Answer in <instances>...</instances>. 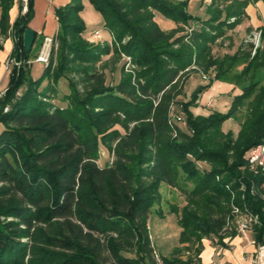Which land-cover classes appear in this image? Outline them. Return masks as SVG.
<instances>
[{
    "label": "trees",
    "instance_id": "1",
    "mask_svg": "<svg viewBox=\"0 0 264 264\" xmlns=\"http://www.w3.org/2000/svg\"><path fill=\"white\" fill-rule=\"evenodd\" d=\"M189 1L91 0L106 18L111 45L86 38L81 0H70L55 11L59 51L52 50L34 79L33 57L24 47L34 0L26 12L20 3L13 23L14 0H0V37L13 38L10 57L22 62L13 64L0 96V264H157L148 219L164 200L162 184L184 197L171 208L183 246L171 257L160 255L165 264H188L203 238L225 244L236 233L234 206L258 215L253 229L264 244V171L249 161L264 143V25L254 54L252 42L234 54L213 53V44L259 0H211L209 17L195 19L199 28L188 25ZM157 12L178 27L163 29ZM121 52L131 58V70L122 67L120 81L108 85L104 69L117 64ZM104 55L111 58L99 69ZM193 73H209V83L178 100ZM61 79L69 87L59 99L65 106L53 102ZM219 80L240 89L228 112L196 114L199 93ZM175 102L181 111L172 115ZM239 114L238 133L224 131V122ZM101 148L114 153L104 165ZM156 211L164 215L161 207ZM193 249L184 259L183 250Z\"/></svg>",
    "mask_w": 264,
    "mask_h": 264
},
{
    "label": "rangeland",
    "instance_id": "2",
    "mask_svg": "<svg viewBox=\"0 0 264 264\" xmlns=\"http://www.w3.org/2000/svg\"><path fill=\"white\" fill-rule=\"evenodd\" d=\"M225 1L228 2L229 0L228 1L225 0ZM15 2L16 3L18 2V5H20L21 3L18 0H14V5L16 4ZM210 2L211 0H190L189 1L188 12H189V15L192 16L188 21L189 26H196L197 28H199V23L197 24L195 19L200 18L202 20H205L209 17L208 5L210 4ZM81 4H82V9L79 12V16L84 23L86 38L91 43H94V44L105 43V42L111 45L114 44L113 43L114 36L106 27V18L104 14L95 7V5L91 2V0H81ZM225 4L227 3H224V5ZM247 8H248V11H252L253 6L249 5ZM53 14H52V21L50 24L51 26L54 25V27L50 35L45 34V36L53 37L56 35L55 33L59 32L60 30L59 23L58 21H56L55 15ZM233 20L234 18L231 19V21ZM157 21L159 22L161 27L165 30H172L178 27V24L174 20H171L165 17L160 12H157ZM97 32H100V36H97L96 34ZM187 32L189 33L192 32V29L187 28ZM258 32H259V28L253 27L249 22V18L245 16L243 17V20L241 23H239L236 27L232 29H227L226 35L224 37H220L215 42V44H213V53L219 57H223L225 54H234L240 47L252 42L255 44V49L252 51V54H254L256 51V48L258 46L259 47L262 46L261 33L259 37ZM42 37H43L42 34L38 35L36 42L31 51V56L33 57V64L31 67V76L34 79L40 78L43 75L44 69H45V65L43 63L36 62L34 58ZM257 40L259 41L258 46L255 43L257 42ZM53 49H55L56 52L59 51V40L58 39L57 40L55 39ZM110 58H111L110 55H104L103 62L101 61L97 63L98 68L100 69L102 63H104L106 60ZM56 62H57V58L55 60V64H57ZM122 67L125 68L126 71H130L131 70L130 69L131 68V58L121 52V60L117 64L112 63L108 68L104 69L105 74H106V83L108 85L117 84L120 81L121 76H122ZM112 68H116V69L114 71H111ZM194 68H196V66H191L190 68H188V71L191 72V70H193ZM238 69H241V67H239ZM195 74L197 73L192 74L194 76L190 80H189V77L186 78L183 93L182 95L178 96V100L179 99H182V100L189 99L191 93L198 86L206 85L207 83H209L208 82L209 73L207 74L208 76L205 74H202L203 79ZM72 77L75 78V80H77V77H75L74 75H72ZM183 77L184 75L180 78L179 84L177 86L178 88H180L181 86V82L184 79ZM47 82H48L47 80H44L43 86L46 85ZM214 84H215V89H213ZM214 84L211 87L199 93L198 100L195 106L192 107V110L195 113L197 112L196 114H201L203 112L205 113V115H209L211 112H214V111L226 113L230 109L234 97L240 93L239 88L235 87L233 84L225 80L216 81ZM58 86H59V90L61 94H58V96L53 100V102L55 104H60L62 106H65L66 102L61 103L59 99L61 98V95L68 93L69 91L68 81L66 79H61ZM25 90H26V85L23 86L21 89H19L17 95L21 96ZM230 90L232 91L231 93H229ZM172 93H175V92L173 91ZM157 104L158 102H156V105ZM176 111H181V105L177 102L173 103L171 114L172 115L177 114ZM180 114L183 115L182 112ZM176 118H178V120L180 119L178 115H176ZM243 119H244V116L241 114H239V117L237 119H228L223 124V130L226 132L231 130L234 132V134H237L240 129L239 127ZM178 123L182 128L184 129L186 128L183 120L179 121ZM4 129H5L4 124L0 122V133ZM99 154H100V157H99L98 162L101 165H104L107 161H111L112 158L114 157V153L108 152V150L105 148H101ZM248 154L249 153H247V155ZM161 192L164 198L161 204V208H163L165 212H168L170 208V204L172 203H175V204L184 203L183 201L184 197L181 194V192L176 189L170 188L167 184L161 185ZM158 207L159 205H156V206L154 205L153 210H152V214H154L153 220H155V222L154 221L152 222L150 234H151L152 240L155 242V245L158 247V249L162 253H166V247H168V244L170 242H173L174 239H177L178 236H180L182 230L177 229L178 226L175 225L177 223L175 222V219H174L175 217H173V215H171V217L167 219H164V221H160L162 219L161 217H164V216L160 215L158 212L155 211L156 208ZM235 207L236 206L233 207L234 208L233 211L235 210Z\"/></svg>",
    "mask_w": 264,
    "mask_h": 264
},
{
    "label": "crops",
    "instance_id": "3",
    "mask_svg": "<svg viewBox=\"0 0 264 264\" xmlns=\"http://www.w3.org/2000/svg\"><path fill=\"white\" fill-rule=\"evenodd\" d=\"M69 2L70 0H34L35 15L31 20V22L29 23V27L32 28L37 33V37L39 34H42L43 37L41 38L40 42L44 38L45 34L50 35V33L52 32L54 25L51 26L50 23L52 21L53 13H54L53 15H55L56 21H58L55 13L56 8H58L59 6L60 7L65 6ZM249 5L253 6L252 11H248L247 8L249 22L253 27L259 28L260 26L264 25V1L259 0L257 2H251ZM19 13H20V7L18 3H16L10 10L11 23L15 21ZM57 33L58 32H56L55 34ZM0 38L3 44V48L0 50V95H2L5 93L8 87L10 73L13 67L12 64L7 69L5 64L7 59H9L11 56L14 47V41L11 36L2 35ZM195 75H198L200 77V74H195ZM193 76L194 75H191L189 77V80ZM213 89H215V84L213 86ZM231 92L232 91L230 90L229 93ZM201 114H205V113L202 112ZM160 207L161 206H159L158 208ZM158 208H156V210ZM171 208H172V204H170V208L168 212H165L164 209L162 208L164 212L163 215L164 217H161L162 219L160 221H164V219H167L171 217V215H173V217H175L174 218L175 222L177 223L175 225L178 226L177 229L182 230V227L179 224V216L177 213L172 212ZM153 215L154 214H152L151 212L148 219L149 231H151L152 222L153 221L155 222V220H153L154 217ZM233 224L236 228V233L233 236H228L224 238L225 244H219L209 238H203L201 251L197 255H195L194 249L191 252L187 250H183L182 252L183 258L186 259L190 255L193 256L195 255L193 257V260H191L188 264H211L212 262H217L218 264H260L261 259H260L259 247L263 244L257 243L256 231L254 229L241 230L239 222L236 220L233 222ZM152 243L156 249V252L159 255L167 256V257H171L175 255L178 247L183 246V244L180 242V236H178L177 239H174L173 242H170L168 244V247H166V253H162L155 245V242L153 240Z\"/></svg>",
    "mask_w": 264,
    "mask_h": 264
},
{
    "label": "built area",
    "instance_id": "4",
    "mask_svg": "<svg viewBox=\"0 0 264 264\" xmlns=\"http://www.w3.org/2000/svg\"><path fill=\"white\" fill-rule=\"evenodd\" d=\"M23 4V11L26 12L28 8V0H18ZM18 3V2H17ZM260 37V31L258 32ZM97 36H100V32L96 33ZM55 42V38L50 36H44L41 48L35 58L36 62L43 63L47 66L50 62L51 53L53 50V45ZM256 45H259V41L255 42ZM20 65L22 62H16L11 57L6 61V68L8 69L12 64ZM8 108H6L7 110ZM249 161L252 168H261L264 171V143L257 145L254 147L249 155ZM262 188L264 189V181L262 183ZM235 220L239 222L241 230L253 229L256 224L259 223L258 215L250 212L245 209L242 210L239 207H235ZM260 251V264H264V244L259 247ZM157 264H165L163 260L160 258V255L156 253ZM211 264H218L217 262H212Z\"/></svg>",
    "mask_w": 264,
    "mask_h": 264
},
{
    "label": "water",
    "instance_id": "5",
    "mask_svg": "<svg viewBox=\"0 0 264 264\" xmlns=\"http://www.w3.org/2000/svg\"><path fill=\"white\" fill-rule=\"evenodd\" d=\"M35 39H36V32L32 28L28 27L24 33V47L26 53L29 54L32 51Z\"/></svg>",
    "mask_w": 264,
    "mask_h": 264
}]
</instances>
